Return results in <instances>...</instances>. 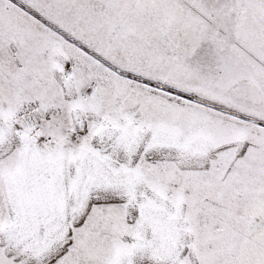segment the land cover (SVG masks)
<instances>
[{"label": "snow or ice", "instance_id": "obj_1", "mask_svg": "<svg viewBox=\"0 0 264 264\" xmlns=\"http://www.w3.org/2000/svg\"><path fill=\"white\" fill-rule=\"evenodd\" d=\"M0 264H264V0H0Z\"/></svg>", "mask_w": 264, "mask_h": 264}]
</instances>
